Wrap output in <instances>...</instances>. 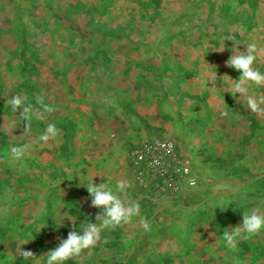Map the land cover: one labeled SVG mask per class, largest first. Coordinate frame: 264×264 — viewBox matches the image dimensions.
Returning a JSON list of instances; mask_svg holds the SVG:
<instances>
[{
	"label": "rangeland",
	"instance_id": "374dc122",
	"mask_svg": "<svg viewBox=\"0 0 264 264\" xmlns=\"http://www.w3.org/2000/svg\"><path fill=\"white\" fill-rule=\"evenodd\" d=\"M229 38L255 42L264 73V0H0V156L27 146L22 171L0 162V264H46L96 222L86 184L107 181L149 230L134 218L66 264H264V232L222 236L264 213V111L227 92ZM18 93L54 108L27 137L5 107ZM47 123L60 135L42 146Z\"/></svg>",
	"mask_w": 264,
	"mask_h": 264
},
{
	"label": "clouds",
	"instance_id": "9594fccd",
	"mask_svg": "<svg viewBox=\"0 0 264 264\" xmlns=\"http://www.w3.org/2000/svg\"><path fill=\"white\" fill-rule=\"evenodd\" d=\"M229 40L234 41L229 38ZM246 50H239L240 46L234 41V47L231 49V55L225 62L226 67L232 68L240 73L239 79H232L225 75V84L228 85L227 92L231 93L234 98L240 94L238 101H244L242 104L246 110L252 113L264 111L261 105H264V96H255L249 94L248 88L255 86L264 88V73L259 71L255 64L257 62V44L255 42L245 44ZM226 45L221 46L219 52H224ZM6 108H10L13 114H18L23 123V137L31 134L34 120L45 119V114L52 113L54 108L45 102L43 95L36 96V105L29 103L27 97L21 94H16L11 98H6ZM223 116H227L225 111ZM5 131L6 123L0 127ZM11 132V130H10ZM60 135V130L54 123H47L44 131L39 135L38 140L42 146L47 145L50 141L56 140ZM27 146H11L4 150L0 156V162H6L9 167L23 170V161L26 156ZM87 191L90 194L91 207L97 208L100 211L96 215V222H87L81 225V230L75 229L69 231L66 239H60L59 244L52 250L46 253V264H66L67 261L80 257L85 251L95 248L99 243H107V240L102 241V233L113 232L133 222L134 218H138L140 226L144 230H149L148 221L139 215L140 205L135 200L122 199V195L126 192L127 185L124 181H119L115 189L110 186V183L101 182L96 184L90 182L86 184ZM13 193L8 190L4 199L11 201ZM264 232V213L259 209H253L250 212H244L242 222L225 230L223 240L230 249L237 247V240H249ZM23 258L27 259L33 256L30 251L21 252Z\"/></svg>",
	"mask_w": 264,
	"mask_h": 264
}]
</instances>
